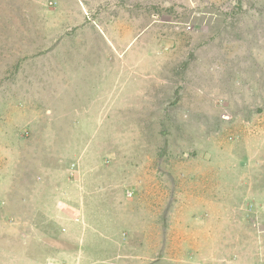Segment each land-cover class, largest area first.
I'll list each match as a JSON object with an SVG mask.
<instances>
[{
  "label": "rangeland",
  "instance_id": "obj_1",
  "mask_svg": "<svg viewBox=\"0 0 264 264\" xmlns=\"http://www.w3.org/2000/svg\"><path fill=\"white\" fill-rule=\"evenodd\" d=\"M0 264H264V0H0Z\"/></svg>",
  "mask_w": 264,
  "mask_h": 264
}]
</instances>
